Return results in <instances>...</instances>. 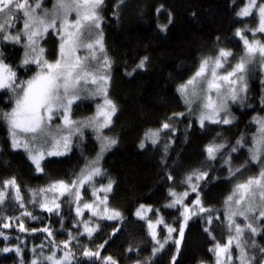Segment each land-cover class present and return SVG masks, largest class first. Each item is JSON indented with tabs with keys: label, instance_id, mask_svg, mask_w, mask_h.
Here are the masks:
<instances>
[{
	"label": "snow or ice",
	"instance_id": "snow-or-ice-1",
	"mask_svg": "<svg viewBox=\"0 0 264 264\" xmlns=\"http://www.w3.org/2000/svg\"><path fill=\"white\" fill-rule=\"evenodd\" d=\"M104 3L105 0H55L53 10L49 12L44 7V0H34V2L33 0H0V44L15 45L26 40L27 43L24 45L26 50L20 67L31 70V65L36 66L34 75L27 80H19L17 72L5 62L3 54L0 53V91L11 93L10 101L12 97H16L15 105L10 111L0 110V122L7 125L11 148L23 149L35 166L36 173H44L43 162L46 158L67 155L72 148V137H82L84 128H92L99 141V152L96 157L85 158L84 166L78 173H72L73 178L70 180H55L45 187L27 189V193L30 194L27 204L15 177L0 182V206L12 200L15 201L16 210L23 209L19 217H6L0 207V219L11 221L0 224V228L3 229H9L16 221H20L18 230L28 231L24 225L26 219H41V216L34 214L37 206L50 217H58L63 229L65 218L62 206L65 204L70 207L75 206V216L72 220L75 234L72 230H68V239L60 244L54 239H49L50 255H44L42 252L37 254V248L34 247L32 249L34 256L30 264H80L81 260H87L89 264H118L111 255L102 256L101 250L108 244V240L101 243L95 251L84 246L80 257L74 254L71 247L74 242L79 246V240L84 236L91 241L95 234L102 230V221L117 222L109 233V239L119 234L126 222V217L121 211L109 207V194L113 190L114 181L109 179L107 184H100L99 187L96 183V178H103L106 175L105 170L99 166L103 154L117 143L115 138L102 134L103 129L112 125L113 117L118 111L117 105L108 96L112 61L105 51L101 29L103 21L101 9ZM123 4L124 0H118L116 6L120 7ZM161 10L162 6L156 11ZM72 13L75 14L74 20L70 19ZM236 16L241 21L245 18H256L255 27L245 24L243 28H237L234 32V37L242 42L243 55L235 64H231L230 60L235 58V54L232 50L221 47L214 57L201 58L192 76L176 88L187 111L173 113L159 128L146 130L139 148L144 149L146 142L156 146L161 140L162 133L175 135L177 127L173 121L178 122L181 117L192 116L197 102H200V112L195 122L201 128L205 127L206 122L233 124L235 117L230 115L229 101L242 107H250L246 104L249 74L256 67L264 73V39L257 38L264 36V2L244 0V5L236 12ZM18 21L22 22V26L18 25ZM171 23L172 16L169 13L167 24H158L157 27L161 32H166ZM94 30H98L97 37L85 43V33L90 34ZM53 34L60 41L58 56L54 62L47 59L46 49L41 46V42H46L47 37ZM217 39L219 40V37ZM80 50L86 53L83 57L77 55ZM100 56H103L102 60ZM148 59L147 56L142 57L131 71L125 72V75L132 76L137 70H145ZM93 64L96 65L95 68ZM228 67L231 70L225 71ZM260 83L264 84V80ZM90 84L96 87L95 91L89 92V97H102L103 102L96 105L93 116L74 120L73 105L85 98L79 93ZM260 103L264 104V97L261 98ZM56 120H60L61 124H55ZM252 123L257 126V130L251 137V147L247 148L248 158L239 167H232V154L247 146V138L244 135L237 139L234 145L213 141L204 147L206 154L204 162L208 169L212 168L211 162L219 159L223 162L222 166L228 168L229 176L232 178L248 165L259 166L256 175L237 183L224 200V220L227 222L229 235L226 243L216 241L213 247L208 249L214 256V264H264V259L258 260L255 255L250 256L247 251L249 248L258 249L260 255L264 256V246H258L255 240L248 244L244 239L246 232L256 236L264 231V227H255L252 222L242 227L235 219L241 216L245 221H249V214H252V219L264 225V116L253 117ZM188 127H192V124L189 123ZM65 130L68 134L61 135ZM22 134L24 139L21 138ZM219 135L220 133H217V136ZM41 141L43 143H40ZM49 142L50 148H48ZM170 143L171 139L164 146L165 154ZM165 178L168 181H175L171 174H167ZM209 179L210 171L193 168L181 181V184L186 186V191L177 193L174 188L169 189L168 194L172 199L164 207L180 212L177 220L182 218V223L178 228L166 224L163 217L159 216L160 209H155L151 205L141 204L135 210L133 215L137 220L147 222V236L150 237L153 245L151 255L143 260L137 259L135 264H151L153 258L162 252L169 242L175 245L171 264H177L185 228L188 222L196 217L204 221V232L213 240L216 239L212 235L213 226L216 221L221 220V217L212 215L214 209L206 207L200 195ZM89 189L93 199L91 202H86L85 193ZM190 193L195 194L196 198L189 205L186 200L190 198ZM28 205H31L33 211L27 210ZM153 212L157 214L155 222L149 218V213ZM86 214L88 218L84 219ZM159 225H163L167 233L163 239H161L162 232L158 231ZM31 232L46 233V239L55 235L50 225L32 229ZM173 233H178V236L174 237ZM0 237L5 241L9 239L3 231H0ZM61 245L66 251L58 258L55 249L61 248ZM37 247L43 248L45 245ZM141 250L139 244L130 243L125 253ZM0 251L5 253L14 251L21 257L20 264H29L23 258V249L19 244L15 248L4 247ZM234 251H237L238 255H234Z\"/></svg>",
	"mask_w": 264,
	"mask_h": 264
},
{
	"label": "trees",
	"instance_id": "trees-1",
	"mask_svg": "<svg viewBox=\"0 0 264 264\" xmlns=\"http://www.w3.org/2000/svg\"><path fill=\"white\" fill-rule=\"evenodd\" d=\"M264 2V0H261ZM118 0H105L101 9L103 21L101 29L104 36V47L112 61L108 93L117 105V113L113 117L112 125L105 130L109 137L115 138L117 143L111 147L101 159V168L106 175L102 180H113V190L109 194V207L117 209L126 217L123 230L109 239V233L117 222L102 221V230L89 241L87 236L79 240V246L74 242L71 247L77 257L82 255L84 246L95 251L97 247L108 240V244L101 250L102 256L111 255L118 264H135L137 259L143 260L151 255L152 242L147 236L145 221L137 220L133 215L141 205H151L160 209L159 214L165 223L178 228L177 218L180 212L176 209L165 208L170 202L169 189L174 188L178 193L186 188L181 181L193 168L210 171V179L200 192L206 207L214 209L212 215L220 216L213 226L212 235L215 240L204 232L205 223L199 217L193 218L185 228L181 251L177 256V264L211 263L214 260L208 251L216 241L223 242L228 235L226 220H224V200L233 189V182L229 177L228 168L222 166V161L212 163L208 169L205 164L204 147L210 142L234 145L242 135L247 138V146L233 153L232 167H239L248 158L247 148L251 145V132L255 129L252 118L264 113L261 106V73L259 67L253 69L248 77V106L232 104L230 111L235 120L231 125L209 124L201 128L196 123L195 114L181 117L173 121L177 127L175 135L162 133L161 140L156 146L146 142L144 149L139 144L144 139L148 129H157L173 113L186 112L176 88L184 83L196 71L201 58L214 56L221 47L232 50L239 55L243 45L234 37L237 28L256 26V18H245L241 21L236 12L244 4V0H124V4L117 7ZM160 12L156 10L161 8ZM169 13L172 23L166 32H161L158 24H167ZM194 14V15H193ZM249 35H251L249 33ZM219 37V40L217 39ZM257 38L264 39V36ZM0 53L5 62L17 72L19 80H27L36 71L31 65L28 70L20 67L22 47L20 44H0ZM147 56L145 70H137L132 76L125 75L131 71L139 60ZM19 80L17 82H19ZM21 94V93H20ZM11 93L0 91V110L9 111L16 97H9ZM92 109V103L80 100L74 106L73 114L86 115ZM189 123L192 127H188ZM217 133H220L217 136ZM171 143L167 154L164 152L166 143ZM99 145L90 131H84L83 136H75L71 151L67 155L48 157L43 162L44 173H36L35 167L25 152L13 150L9 140L6 123L0 122V182L15 177L16 183L25 195V203L30 198L27 189L45 187L55 180H70L72 173H78L84 166L85 158L96 157ZM227 153H225L226 155ZM163 160V163H162ZM255 165H248L254 168ZM167 174L174 176L175 181H168ZM194 195L186 201H192ZM6 217H19L23 209L16 210L15 201L9 200L0 206ZM74 205L62 206L64 228L61 229L60 219L49 216L37 206L34 214L41 216L40 220L24 221L28 231L20 232L16 221L9 229L0 228L9 236L7 241L0 237V249L15 248L18 244L23 249L22 256L29 262L34 256L32 249L37 248V254L50 255L49 239L57 244L68 239L67 231L72 228L75 216ZM28 211H33L28 205ZM157 215L149 213V217ZM88 218V214L84 219ZM11 221L0 219V224ZM50 225L55 235L46 239L47 234L31 232ZM260 227H264L261 225ZM161 236L166 235L163 225H159ZM176 235L177 233H173ZM258 246H264V231L256 235ZM22 242V243H21ZM132 243L139 244V252L125 253V249ZM45 245L40 248L37 246ZM57 257H62L66 249H55ZM175 245L169 242L165 249L158 253L151 264H171ZM258 260L263 259L258 249L254 254ZM251 256V255H250ZM21 257L14 251H0V264H20ZM80 264H89L81 260Z\"/></svg>",
	"mask_w": 264,
	"mask_h": 264
},
{
	"label": "rangeland",
	"instance_id": "rangeland-1",
	"mask_svg": "<svg viewBox=\"0 0 264 264\" xmlns=\"http://www.w3.org/2000/svg\"><path fill=\"white\" fill-rule=\"evenodd\" d=\"M33 2H34V0H33ZM54 3H55V0H44V7L49 11V12H52V10H53V5H54ZM244 5V4H243ZM243 7V6H242ZM70 19H72V20H74L75 19V14L74 13H72V14H70ZM18 25H20V26H22V22H20V21H18ZM13 34H15L14 32H13ZM97 35H98V30H94L93 32H91L90 34L89 33H85V36H84V42L85 43H87V42H89V40H94L96 37H97ZM249 38H251V35H249ZM27 43V41L26 40H24L20 45H21V47H22V58H21V63H22V60L24 59V53H25V44ZM59 43H60V41L56 38V36L53 34V35H49L48 37H47V41L46 42H41V46L42 47H44L45 49H46V57H47V59L49 60V61H52V62H54L55 60H56V58H57V56H58V48H59ZM106 51V50H105ZM107 53V52H106ZM86 53H85V51L84 50H80L78 53H77V55H79V56H81V57H83L84 55H85ZM108 55V54H107ZM243 55V48H242V50H241V52H240V54L239 55H237V56H235V58L234 59H231L230 60V63L231 64H235L239 59H240V57ZM215 56V55H214ZM213 56V57H214ZM109 57V56H108ZM103 59V56H100V60H102ZM96 67V65L95 64H93V68H95ZM229 70H231L230 69V67H228V68H226L225 69V71H229ZM260 73H261V71H260ZM261 80H264V73H261ZM109 83H110V81H109ZM262 86H261V93H260V99L262 98V97H264V84H261ZM95 85H89L86 89H82L81 91H80V95L81 96H83V97H85L84 99H81V100H85V101H89V102H91L92 103V109L90 110V112L88 113V114H86V115H82V116H77V115H72V119H74V120H83V119H85V118H87V117H91V116H93L94 114H95V111H96V105L97 104H100V103H102L103 102V99H102V97H95V98H90L89 97V92H91V91H95ZM108 87H109V85H108ZM21 95H22V92H21ZM108 96H109V93H108ZM109 98L111 99V97L109 96ZM112 100V99H111ZM80 101V100H79ZM78 103V102H77ZM76 103V104H77ZM199 103L200 102H197V104H195L194 105V108H195V111H194V114H195V119L198 117V115H199V112H200V107H199ZM229 103V111H230V106L233 104L231 101H229L228 102ZM76 104H74L73 105V108H72V113H73V111H74V106L76 105ZM14 105H15V102H14V104L12 105V107H14ZM185 105V104H184ZM234 105V104H233ZM237 105H240V104H237ZM261 106L262 107H264V104H261ZM12 107L9 109V111L12 109ZM187 109V108H186ZM230 115L232 116V114H231V111H230ZM258 116H264V113L262 114V115H258ZM55 124H61V121L60 120H56L55 121ZM210 123H205V125H209ZM254 124V123H253ZM255 125V124H254ZM7 126V125H6ZM107 129V128H106ZM106 129H103L102 130V134L103 135H105V136H109V135H107L106 133H105V130ZM8 130V129H7ZM256 130H257V126L255 125V129L251 132V137H252V135L256 132ZM84 131H90L91 133H92V135H93V137L95 138V140L98 142V145H99V141L96 139V133H95V131L92 129V128H84L83 129V132ZM68 134V132H67V130H65L63 133H61V135H67ZM8 135H9V133H8ZM74 137L75 136H73L72 137V141H73V139H74ZM21 138L22 139H24L25 137L23 136V134H22V136H21ZM9 140H10V137H9ZM251 140V139H250ZM10 142H11V140H10ZM40 143H43V141H41ZM251 145H252V140H251ZM251 145H250V147H251ZM51 147V143L49 142V144H48V148H50ZM20 150H22L23 152H25L23 149H20ZM47 150V149H46ZM98 152H99V149H98ZM97 152V153H98ZM107 152V151H106ZM105 152V153H106ZM104 153V154H105ZM25 154L27 155V153L25 152ZM103 154V155H104ZM27 157H28V155H27ZM54 157H57V156H54ZM48 158V157H47ZM95 157H93L92 159H94ZM100 164H101V160H100ZM99 164V166H101ZM34 166V165H33ZM35 167V166H34ZM235 168H237L236 166H235ZM258 171H259V166H257V165H255L254 166V168H249L248 166H247V168L246 169H242L241 170V172L239 173V174H237L236 175V177L235 178H232V177H230V179L232 180V182H233V187L237 184V183H240V182H243L244 180H246L249 176H254V175H256L257 173H258ZM107 182H108V180H102V178H96V183H97V187H99V185L100 184H107ZM187 190V188H185L184 190H182V191H180V192H178V193H183L184 191H186ZM190 194H193V193H190ZM194 195V197H193V199L192 200H194L195 198H196V196H195V194H193ZM93 198H92V196H91V190L89 189L88 190V192H86L85 193V201L86 202H91V200H92ZM171 201V200H170ZM186 203L187 204H191V202H187L186 201ZM233 207H235V205H233ZM256 215H258V213H256ZM159 216H161L160 214H159ZM153 222H155V220L157 219V215H155V216H152V217H149ZM236 222L237 223H239L242 227L244 226V224H246V223H248V222H252L253 223V225L255 226V227H260V222L259 221H257V220H254V219H252V214H249V221H245V219H244V217H241V216H237L236 218ZM145 223H146V226H147V222L145 221ZM180 223H182V218H180ZM166 224H168V223H166ZM226 224H227V222H226ZM168 225H170V224H168ZM159 227V226H158ZM226 229H227V226H226ZM227 231H228V229H227ZM167 234V233H166ZM228 235H229V232H228ZM228 235H227V237L225 238V240L223 241V242H221V243H226L227 242V239H228ZM173 236L174 237H176V236H178V233L176 234V235H174L173 234ZM161 239H163V236H161ZM244 239L247 241V243L248 244H251V242L253 241V240H255V242H256V244H257V241H256V236H252L251 235V233L250 232H246L245 233V236H244ZM258 245V244H257ZM257 249H253V248H249V249H247V251H248V254L249 255H251V256H253V254H254V252L256 251ZM234 255H238V252L237 251H234ZM263 259H264V257H263ZM201 264H211V263H208V262H202ZM212 264H214V260H213V262H212Z\"/></svg>",
	"mask_w": 264,
	"mask_h": 264
}]
</instances>
